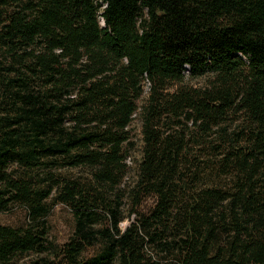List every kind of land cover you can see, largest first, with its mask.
I'll return each mask as SVG.
<instances>
[{
    "label": "trees",
    "instance_id": "obj_1",
    "mask_svg": "<svg viewBox=\"0 0 264 264\" xmlns=\"http://www.w3.org/2000/svg\"><path fill=\"white\" fill-rule=\"evenodd\" d=\"M74 170L85 180L61 175ZM53 204L74 220L57 251ZM11 206L28 223L0 225V264H264V0H0Z\"/></svg>",
    "mask_w": 264,
    "mask_h": 264
},
{
    "label": "rangeland",
    "instance_id": "obj_2",
    "mask_svg": "<svg viewBox=\"0 0 264 264\" xmlns=\"http://www.w3.org/2000/svg\"><path fill=\"white\" fill-rule=\"evenodd\" d=\"M200 81L195 80L190 82L191 84L197 85ZM148 92V83L144 84V95L145 97ZM141 105V101L138 102V106ZM240 120L236 116L230 117L223 125L226 128L228 134H232L237 130V126L240 123ZM128 132L130 135L129 144L127 145V158L126 163L129 167L128 178L131 179L133 176L136 164L140 159V149L142 146L141 142V124L139 122L138 116L135 115L130 126L128 127ZM63 176H71L74 179L85 180L86 176L84 173L79 171H65L62 172ZM128 180V179H126ZM129 182V181H126ZM154 198L148 197L142 200L139 207L141 213H147L154 206ZM129 216V215H128ZM134 219V215H130L119 225V229L124 230L129 223ZM45 230L47 232V240L51 244L53 250L57 251L64 243H66L73 233L74 220L73 215L69 207L62 204H53L50 207V212L46 216L45 220ZM27 215L23 208L18 206H11L9 210L0 212V225H8L12 227H22L26 225ZM97 253V248H88L84 251L83 257L88 258ZM39 257L34 255L26 256L24 258H16L10 264H31L32 261L36 260ZM47 258V257H46ZM52 259L50 258V261Z\"/></svg>",
    "mask_w": 264,
    "mask_h": 264
}]
</instances>
